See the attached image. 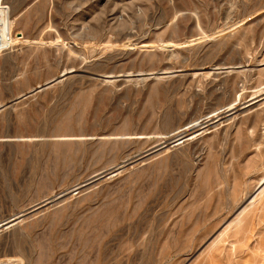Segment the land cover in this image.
<instances>
[{"label": "rangeland", "instance_id": "rangeland-1", "mask_svg": "<svg viewBox=\"0 0 264 264\" xmlns=\"http://www.w3.org/2000/svg\"><path fill=\"white\" fill-rule=\"evenodd\" d=\"M68 70L0 110V261L264 264L256 204L208 260L264 186V0H0V104Z\"/></svg>", "mask_w": 264, "mask_h": 264}, {"label": "bare ground", "instance_id": "bare-ground-1", "mask_svg": "<svg viewBox=\"0 0 264 264\" xmlns=\"http://www.w3.org/2000/svg\"><path fill=\"white\" fill-rule=\"evenodd\" d=\"M201 69V68H200ZM206 70V69H205ZM235 70V69H234ZM198 71V70H197ZM202 71V70H201ZM236 71H237V69H236ZM239 72L240 71H242V70H238ZM238 71H237V73L236 74H238ZM205 72H209V71H202V73H205ZM199 73H200V71H199ZM260 75V74H259ZM236 76V75H235ZM233 79V78H232ZM262 89H264L263 87H262ZM259 90V89H258ZM255 92H257V91H255ZM260 95V94H259ZM263 95V94H262ZM262 95H261V97H262ZM251 96V95H250ZM253 96V95H252ZM255 96V95H254ZM256 97V96H255ZM254 97V98H255ZM260 97V98H261ZM264 98V97H263ZM250 99V98H249ZM258 99V98H257ZM254 100V99H253ZM249 101V100H248ZM251 101V100H250ZM254 101H258V100H254ZM245 102V101H244ZM263 102H264V100H263ZM235 103V102H234ZM2 104V103H1ZM232 104V103H231ZM246 106V105H245ZM244 106V107H245ZM232 107H233V105H232ZM228 107H226V109H227ZM230 108V107H229ZM233 109V108H232ZM217 110V109H216ZM225 110V109H224ZM230 111H231V109H229ZM234 110V109H233ZM215 111V110H214ZM219 111V110H218ZM232 112V111H231ZM242 113V112H241ZM224 114V113H223ZM215 115V114H214ZM255 115V114H254ZM258 116V115H257ZM225 117H227V116H225ZM230 117V116H229ZM235 117V116H234ZM218 118V117H217ZM223 118V117H222ZM238 119H240V118H238ZM213 120V119H212ZM216 120V119H215ZM218 121V120H217ZM208 122H209V120H208ZM198 123V122H197ZM240 123V122H239ZM204 124V123H203ZM205 124H207V123H205ZM198 125V124H197ZM200 126L202 125V124H199ZM203 127V126H202ZM193 128V127H192ZM197 131V130H196ZM201 131V130H200ZM199 131V132H200ZM203 131V130H202ZM184 133V132H183ZM182 133V134H183ZM203 133V132H202ZM192 134V132L190 133V134H187L186 136H183L182 135V137H180L179 139H177L176 138V140H177V142L175 141V143H179V142H181V141H184L185 139H187V138H189V135H191ZM166 142V141H165ZM160 144H162V142L160 143ZM174 144V143H173ZM165 146V145H164ZM174 146V145H173ZM160 148V147H159ZM169 147H167L166 146V148H164V150H167ZM158 149V148H157ZM160 150V149H159ZM162 150H163V148H162ZM161 151V150H160ZM163 152V151H162ZM161 152V153H162ZM166 152V151H165ZM158 153H159V151H158ZM160 153V154H161ZM152 154H155V153H152ZM150 156V155H149ZM154 156V155H153ZM156 156V155H155ZM143 158V157H142ZM121 163V162H120ZM125 164V163H124ZM119 165V164H118ZM119 169H123V167H121V168H119ZM119 169H117V170H119ZM121 171V170H120ZM119 171V172H120ZM116 173H118V172H116ZM113 174H115V173H113L112 171H111V173H110V175H108V176H111V175H113ZM90 181V180H89ZM94 181V180H93ZM95 182H96V180H95ZM95 182L93 183V184H95ZM89 184H91V182L89 183ZM86 185H88L87 183H85V182H80V183H77V184H75L74 185V187L72 188L73 190H76V189H78V188H80V187H84V186H86ZM89 186H91V185H89ZM85 188V187H84ZM87 188H89V187H87ZM71 189V190H72ZM86 189V188H85ZM234 189V188H233ZM232 191V190H231ZM62 194V193H61ZM60 196V195H59ZM62 199V198H61ZM64 199V198H63ZM54 200V199H53ZM46 201V200H45ZM47 201H48V199H47ZM52 201V200H51ZM59 201V200H58ZM44 202V201H43ZM53 202H57V200L56 201H53ZM42 203V202H41ZM40 204V203H39ZM254 204H256V208L254 209V213H253V215L255 216V214L256 215H258V211L260 212V210L263 208V210H264V186H262V188H260L259 189V191L250 199V201L248 202V203H246V205L245 206H243L239 211H237V213L235 214V216L228 222V224L224 227V229H222L220 232H218L216 235H215V237L213 238V239H211V241L209 242V246H208V249H211L210 250V253H209V255H208V260H211L214 256H215V253H214V250H213V247H214V245H216V244H218L221 240H222V237L223 236H225V235H228V236H231L232 234L234 235V236H237L238 234H242V235H238V236H242L243 237V235L245 236V234H246V232L248 231V229H249V227H250V225H251V218H252V216L253 215H251L250 213H249V211H252V210H249V208L252 206V205H254ZM41 205V204H40ZM39 205V206H40ZM36 206H37V204H36ZM36 206L34 207V208H36ZM38 206V207H39ZM42 206V205H41ZM254 207V206H253ZM32 208V207H31ZM30 208V209H31ZM33 208V209H34ZM29 209V208H28ZM37 209V208H36ZM250 209H252V208H250ZM23 212V211H22ZM20 213H21V211H20ZM26 213H27V211H26ZM264 213V212H263ZM18 214V213H17ZM20 215H22V213L21 214H18L17 216H14L13 217V219H12V217L11 216H9L10 218H9V220H7V221H0V227L1 226H3L4 224H6V226H5V228L7 227V226H10V225H12V224H14L15 222H18V221H20V220H22V219H24L23 217H20ZM24 215V214H23ZM30 215V214H29ZM19 218V219H18ZM254 218V217H253ZM17 220V221H16ZM231 228V229H230ZM230 229V230H229ZM232 231V232H231ZM229 233L231 234V235H229ZM238 236H237V238H238ZM240 240H241V238H239ZM239 239H237L238 241H240ZM232 241V240H231ZM230 242V241H229ZM235 242V241H234ZM233 244V243H232ZM231 256V255H230ZM215 258V257H214ZM0 264H14V263H12V262H7V261H0Z\"/></svg>", "mask_w": 264, "mask_h": 264}, {"label": "water", "instance_id": "water-1", "mask_svg": "<svg viewBox=\"0 0 264 264\" xmlns=\"http://www.w3.org/2000/svg\"><path fill=\"white\" fill-rule=\"evenodd\" d=\"M72 72H73V70H68V71L61 72L58 76H55V77H53V78H51V79H49V80L43 82L42 84H38V85H36L35 87H33L32 89H30V90L27 91V92H24V93L19 94V95L16 96L15 98L11 99L10 102L0 104V110H1L2 108H4V107L8 106V105H9L10 103H12V102H15V101H17V100H19V99H21V98H24V97H26V96H28L29 94H32V93H34V92L40 91V90H42V89H45V88H47L48 86H50L51 84H53V83H55V82H57V81H60V80H62V79H64V78H66V76H67L69 73H72ZM100 76H102L103 79H104V78H111V77H112L111 75H100ZM12 219H13V217H12ZM7 220H9V219H7ZM7 220H4V221H7ZM2 222H3V221H2Z\"/></svg>", "mask_w": 264, "mask_h": 264}]
</instances>
